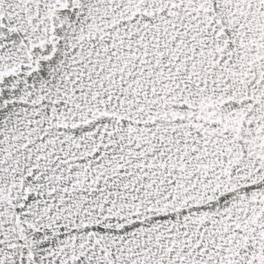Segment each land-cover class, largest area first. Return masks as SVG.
<instances>
[{
  "label": "snow or ice",
  "instance_id": "6c2138e0",
  "mask_svg": "<svg viewBox=\"0 0 264 264\" xmlns=\"http://www.w3.org/2000/svg\"><path fill=\"white\" fill-rule=\"evenodd\" d=\"M0 264H264V0H0Z\"/></svg>",
  "mask_w": 264,
  "mask_h": 264
}]
</instances>
